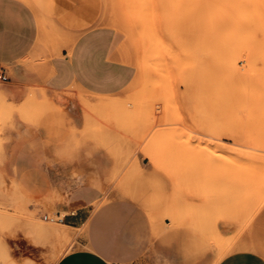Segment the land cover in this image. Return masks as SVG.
I'll use <instances>...</instances> for the list:
<instances>
[{
  "label": "rangeland",
  "instance_id": "obj_1",
  "mask_svg": "<svg viewBox=\"0 0 264 264\" xmlns=\"http://www.w3.org/2000/svg\"><path fill=\"white\" fill-rule=\"evenodd\" d=\"M24 1L48 48L68 46L88 27L109 26L135 67V79L118 95L58 97L82 108L75 143H90L105 161L110 200L159 209L162 226L169 219L185 228L192 247L215 263L237 251L264 262V62L254 59L264 38L246 33L264 18V0L225 1L219 11L217 0ZM135 5L136 18L129 16ZM55 53H37L33 62ZM12 110L0 92V132ZM46 114L59 125L64 109L31 99L19 110L32 124ZM14 192L0 183L11 203ZM107 202L103 197L95 207ZM59 219L53 211L0 205V264H55L76 249Z\"/></svg>",
  "mask_w": 264,
  "mask_h": 264
},
{
  "label": "crops",
  "instance_id": "obj_2",
  "mask_svg": "<svg viewBox=\"0 0 264 264\" xmlns=\"http://www.w3.org/2000/svg\"><path fill=\"white\" fill-rule=\"evenodd\" d=\"M44 35L28 3L0 0V70L7 77L0 92L13 107L0 132V183L15 190V202L10 192L0 193V205L53 211L61 218L77 248L55 264H264L250 251L215 263L192 247L185 228L175 229L169 219L162 226L159 209L110 200L105 161L90 143H75L84 123L82 108L77 99L58 103V97L64 92L87 99L118 95L135 79V67L123 57L112 27H88L55 49L48 48ZM50 50L56 53L34 64L37 53ZM31 99L57 103L64 109L61 123L54 125L51 114L36 124L22 120L19 110ZM103 197L108 202L95 207Z\"/></svg>",
  "mask_w": 264,
  "mask_h": 264
},
{
  "label": "bare ground",
  "instance_id": "obj_3",
  "mask_svg": "<svg viewBox=\"0 0 264 264\" xmlns=\"http://www.w3.org/2000/svg\"><path fill=\"white\" fill-rule=\"evenodd\" d=\"M144 1V0H143ZM150 0H147L146 1V3L147 2H149ZM206 1H209V0H206ZM218 1V3H219V5H217L218 6V8H216L217 10L219 9V7H221L222 6V3H225V1H227V2H232V1H234V0H217ZM138 2V1H137ZM145 2V1H144ZM133 3H135V2H133ZM138 4H139V2H138ZM137 4V5H138ZM145 5H147V4H145ZM133 7H134V5H132ZM216 6V7H217ZM139 7V6H138ZM231 7V6H230ZM137 7H136V5H135V8H131L132 9V12H131V10H130V12H129V16H132V17H138V12H140V9H136ZM136 9V10H135ZM148 9H149V5H148ZM206 9H210V7H206ZM205 9V10H206ZM222 9V8H221ZM135 10V12L138 10V12H133ZM213 10V9H212ZM230 10H231V8H230ZM146 11V10H145ZM219 11V10H218ZM147 12V11H146ZM206 12L208 13V11L206 10ZM232 12H234V8H233V10H232ZM147 15L148 14H150L149 13V11L146 13ZM146 14H145V17H146ZM46 15V14H45ZM233 15V14H232ZM232 18H234V16L232 17ZM238 18V17H237ZM233 20H235V18L233 19ZM237 20V19H236ZM257 20V19H256ZM214 21V20H213ZM212 27H213V23H212V26L210 27L211 28V31L215 28V27H213V29H212ZM222 28V26L219 28V29H221ZM204 29H206V31H207V28H205V27H203V29L202 30H204ZM225 29H226V27H225ZM215 30V29H214ZM208 33V32H207ZM246 33H248L249 35H252V34H254V33H257V34H261L262 36H263V38H264V18H261V17H259L258 18V22H256L255 21V23H254V25H253V28L252 29H249L248 28V31H246ZM212 34V33H211ZM205 40V39H204ZM205 46V45H204ZM259 48V55H258V57L257 56H254L253 54H252V56H254L255 58V60H256V58H257V60H258V58H259V60H261V62L263 61L264 62V42L258 47ZM215 50V49H214ZM241 53V52H240ZM224 54V53H223ZM243 55V54H242ZM244 57V56H243ZM248 57V56H247ZM228 65L229 66H232V63H233V56H229L228 58ZM255 60H252V62H251V71H253L254 70V66H256L255 65ZM256 62H258V61H256ZM261 64H263V63H261ZM264 65V64H263ZM258 69V71H260V69H261V67H260V69L259 68H257ZM257 70H256V72H258ZM255 72V73H256ZM252 73V72H251ZM261 73V72H260ZM257 74V73H256ZM241 82V81H240ZM263 83V82H262ZM242 86V85H241ZM243 87V86H242ZM239 156V155H238ZM154 161V160H153Z\"/></svg>",
  "mask_w": 264,
  "mask_h": 264
},
{
  "label": "built area",
  "instance_id": "obj_4",
  "mask_svg": "<svg viewBox=\"0 0 264 264\" xmlns=\"http://www.w3.org/2000/svg\"><path fill=\"white\" fill-rule=\"evenodd\" d=\"M5 81H7V77L5 75L4 70L2 69V70H0V82H5ZM43 219L47 220L45 217Z\"/></svg>",
  "mask_w": 264,
  "mask_h": 264
}]
</instances>
